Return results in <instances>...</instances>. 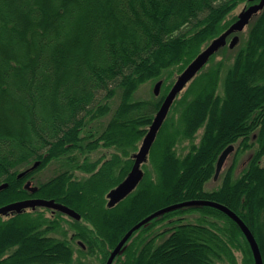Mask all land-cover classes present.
Wrapping results in <instances>:
<instances>
[{"label": "trees", "instance_id": "16d2710c", "mask_svg": "<svg viewBox=\"0 0 264 264\" xmlns=\"http://www.w3.org/2000/svg\"><path fill=\"white\" fill-rule=\"evenodd\" d=\"M243 2L252 3L0 0V184L8 183L0 190V206L40 197L81 214L65 219L56 211L49 217L51 208L37 206L0 215V264H89L88 258L107 264L141 220L195 199L236 212L264 260V8L246 35L239 33L234 52L220 49L177 96L151 148L152 169L145 166L137 188L113 207L106 198L131 170L135 151L174 84L172 76L237 19L228 17ZM157 79L163 83L155 99L135 97L141 85ZM200 129V141L179 154L180 140L192 141ZM230 144H237L238 153L251 152L244 168L238 176L229 169L219 187L207 189ZM99 147L117 151L92 159ZM55 162L54 176L38 180L34 192L26 187ZM61 223L71 236L66 226V238L51 234ZM76 239L86 248L79 243L77 250ZM112 264L256 261L233 218L212 205H185L135 230Z\"/></svg>", "mask_w": 264, "mask_h": 264}, {"label": "water", "instance_id": "95a60500", "mask_svg": "<svg viewBox=\"0 0 264 264\" xmlns=\"http://www.w3.org/2000/svg\"><path fill=\"white\" fill-rule=\"evenodd\" d=\"M249 1H251L252 3H250L245 9H243L238 14L237 19L233 23H231L229 27L224 30L220 35L212 39V41L208 45H206L203 50L178 75L173 86L164 98L160 108L156 112L153 121L150 124L148 131L141 142L139 150L134 154V163L131 170L129 171L128 175L124 178V180H122L116 187L112 188L108 192L107 198L109 207L115 206L121 200L126 198L131 192H133L137 188L141 180L144 178L145 172L142 166L147 162L151 148L177 96L185 89L188 83L208 64L211 57L215 55L220 49H222L226 45H229L231 49L235 48V46H237L240 40L239 33L243 32L249 25L251 20L254 18V16H256L261 10H263L264 0ZM162 83V80H159L155 84V94L158 95L160 93ZM233 150L234 145L230 144L220 154L217 161L215 179L218 178L221 170L223 169L227 157ZM39 163V161H36L31 169L35 168L37 165H39ZM24 174L25 172H22L19 176H22ZM7 186L8 183L6 182L0 184V190L6 188ZM26 187L33 192L37 190L36 186H32L31 181H28L26 183ZM185 205H212L221 209L223 212L233 218L242 228L252 247L256 264H264L260 246L255 238V235L253 234L249 226L243 221V219L226 205L206 199L188 200L181 203L173 204L147 216L135 226H133L124 235L121 241L113 249L107 264H112L114 262L115 258L121 252L123 246L129 240L135 230H137L139 227H141L143 224H145L158 214ZM37 206L48 207L53 210L61 211L73 218L81 219V214L75 209L63 203L57 202L55 199L46 198H28L5 204L3 206H0V215H8L14 212L21 213L27 208L34 209Z\"/></svg>", "mask_w": 264, "mask_h": 264}, {"label": "rangeland", "instance_id": "374dc122", "mask_svg": "<svg viewBox=\"0 0 264 264\" xmlns=\"http://www.w3.org/2000/svg\"><path fill=\"white\" fill-rule=\"evenodd\" d=\"M249 4L247 2H243V3H240L236 9L231 13V15L228 17V18H233V16L237 17V15L243 10L245 9ZM248 29L246 28L245 31L243 32L244 35H246ZM226 51L224 52L226 55H229V53H233L234 51L229 49V46L227 45L226 46ZM224 53L222 54H219L215 57L216 60H220L222 59V57H224ZM179 74H174L171 78V80H174L173 82L176 81L177 77H178ZM158 79L155 80V81H148L146 83H144L143 85L140 86V88L138 89V91L136 92L135 94V97L137 99H144V100H152V99H155V95H154V90H155V84L157 83ZM170 80L167 82L169 83ZM166 83V81H165ZM113 108L115 109L117 107V105L119 104V97H116L112 102H111ZM110 116H107L103 119V121H107L109 119ZM203 134V129H200L195 138L192 140V141H189V140H180V142L177 144V152L181 155H183L184 153H186L190 147V145L192 143H198L200 141V138ZM140 145H141V142L139 143V146H138V149L135 151V153L139 150L140 148ZM235 146V151H233L223 169L221 170V173L219 175V177L217 178V180H214L213 178L206 184V187L207 189H214V188H217L221 185L222 181H223V176L228 172L229 169L231 168H234V175L235 176H238L241 172V170L244 168L245 164H246V161L247 159L249 158V155L251 152H244V153H238V150H237V144L234 145ZM116 148L114 147H99V149L95 150L94 152L91 153L90 157L92 159H98L100 157H103V158H108L110 157V155L114 152H116ZM264 162V161H263ZM145 166L149 169H152V164L151 162H147L146 165H143V170L145 171ZM58 168H59V164L58 162H55V163H51L49 164L47 167L41 169L40 171H38V173L35 175V178L34 179H30L29 181L32 182V186H36L37 185V182L38 180L40 181H47L49 178H51L52 176H54V174L58 171ZM77 174L80 175V176H84L85 173L84 172H81V171H77ZM28 182V181H27ZM37 187V186H36ZM112 189V188H111ZM109 189V191L111 190ZM108 191V192H109ZM108 192H106V198H107V194ZM107 203H108V198H107ZM46 214L47 216L51 217L53 216L54 214H56V212L53 214L51 209L49 210H46ZM65 214V213H64ZM192 217L193 216H197V214H192L191 215ZM63 218L65 219H69V215H62ZM66 226V228L64 227ZM64 228L68 230V235L71 236L72 235V232L69 227L67 225H64V223H61L60 225V228L55 230L54 232H51L52 235L58 237V238H66L64 237ZM79 242H82L80 241L79 239H76L74 241V247L78 250L81 246L79 245ZM82 245L86 248V246L84 245V243L82 242ZM237 256H238V260L240 261V254L237 253ZM75 260L78 258V254H75L74 256ZM96 258H88L87 262L89 264H94V263H97V261L95 260Z\"/></svg>", "mask_w": 264, "mask_h": 264}, {"label": "flooded vegetation", "instance_id": "af4514ba", "mask_svg": "<svg viewBox=\"0 0 264 264\" xmlns=\"http://www.w3.org/2000/svg\"><path fill=\"white\" fill-rule=\"evenodd\" d=\"M239 41H240V40H239ZM238 43H239V42H238ZM229 48H230V47H229ZM230 49H231V48H230ZM232 49H233V48H232ZM233 145H235V144H233ZM233 151H235V146H234V150H233ZM233 151H232V152H233ZM232 152H231V153H232ZM231 153H230V154H231ZM230 154H229V155H230ZM228 157H229V156H228ZM228 157H227V159H228ZM227 159H226V161H227ZM217 161H218V160H217ZM225 163H226V162H225ZM224 165H225V164H224ZM216 166H217V165H216ZM223 167H224V166H223ZM215 173H216V172H215ZM220 173H221V172H220ZM219 175H220V174H219ZM218 177H219V176H218ZM213 179H214V180H217V179H215V174H214ZM31 198H40V197H31ZM51 211H52V213L54 214L57 210H53V209H51ZM79 243L82 244V242H79Z\"/></svg>", "mask_w": 264, "mask_h": 264}]
</instances>
